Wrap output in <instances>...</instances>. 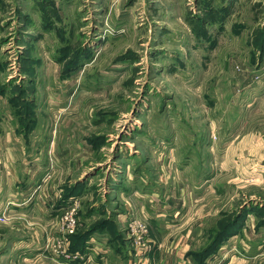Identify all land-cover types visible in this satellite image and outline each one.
Instances as JSON below:
<instances>
[{"label":"rangeland","instance_id":"1","mask_svg":"<svg viewBox=\"0 0 264 264\" xmlns=\"http://www.w3.org/2000/svg\"><path fill=\"white\" fill-rule=\"evenodd\" d=\"M138 153L160 198L177 159L197 175L193 264H264V0H0V264H27V240L72 264L127 237L114 184L143 176Z\"/></svg>","mask_w":264,"mask_h":264},{"label":"crops","instance_id":"2","mask_svg":"<svg viewBox=\"0 0 264 264\" xmlns=\"http://www.w3.org/2000/svg\"><path fill=\"white\" fill-rule=\"evenodd\" d=\"M134 157L139 165H144L140 167L143 176L137 175L135 179H131L128 174L122 179H120L122 176L116 179L114 184L116 196L113 199V205L117 207L112 211L113 224L120 227L124 225L125 219L131 215V212L128 213L126 210L130 209L134 213L133 209H135L148 222L149 234L146 237V244L136 246L130 234L127 233L126 237L125 232L119 228L118 234L125 236L124 239L120 235V239L117 237L119 240L108 241L103 234L96 235V239L100 238V242L93 244L94 249L90 252L94 253H89L85 259L77 260L79 262L72 264H193V261L186 256L192 247L195 231L192 229L197 222L207 216L199 209L191 212V208H187L192 201L199 202V194L203 192V189L200 192L193 191L198 189L199 184L194 183L190 176L196 178L197 175L186 173L187 167H181L182 162L177 159L172 164V168H163L164 176L166 175L163 184L169 186V193L167 196L163 193L160 198V188L163 186L157 184L154 176L146 175V172L148 173L146 156L138 153L137 156L133 155ZM42 192L45 190L39 193ZM70 195L72 197L73 194ZM32 197L29 195L22 201L20 210L22 213L28 214L26 211L28 206L35 207V201H33L35 199ZM39 198L36 197L37 207L43 212L34 218L47 222L50 218L49 214H56L57 210L52 212L49 208L54 209V205L48 199L40 204ZM119 202L122 204L119 205ZM105 206L107 208L106 203L101 205L102 211ZM138 214L135 216L138 217ZM45 217H48L47 221H43ZM42 243L39 238L36 242L27 240L16 245L12 250L16 251L17 257L27 264H39L40 258H51L48 254L46 257L47 255L42 251ZM217 260L218 258L213 257L207 264H212ZM51 261L55 262L54 259Z\"/></svg>","mask_w":264,"mask_h":264},{"label":"built area","instance_id":"3","mask_svg":"<svg viewBox=\"0 0 264 264\" xmlns=\"http://www.w3.org/2000/svg\"><path fill=\"white\" fill-rule=\"evenodd\" d=\"M70 209H68L67 211H69ZM130 214L131 215H129L124 221V225H126L127 227L126 233L130 234V237L133 239V242L136 246H141L142 244H146L145 238L148 236L147 235L148 229L143 224H140L138 222L139 220L138 217H136L133 213H130ZM73 218H74V215L72 212L67 213L65 215L64 220L67 222V224L72 223L71 226L69 227V229L70 228L72 229L69 231H64L62 233V236L59 238L58 244L52 245V247L56 248L57 250H61V253L62 252L65 253V249H64L65 242H63L64 238L70 235L71 233H73V229H75L74 225H76L77 221H76V218L73 221ZM73 254L75 255L76 253H73Z\"/></svg>","mask_w":264,"mask_h":264},{"label":"trees","instance_id":"4","mask_svg":"<svg viewBox=\"0 0 264 264\" xmlns=\"http://www.w3.org/2000/svg\"><path fill=\"white\" fill-rule=\"evenodd\" d=\"M68 194H69V195H67V197H70V196H71V195H70L71 193H68ZM219 233H220V232H219ZM82 236H83V235H82ZM85 238H86V237H80V238H79V242H78V243H75V244H76L79 248H81V247H82V242L84 241ZM217 238H220V237H218V235H217ZM81 240H82V241H81ZM215 240H216V239H215ZM80 242H81V244H80ZM213 244H214V243H213ZM220 246H221V245H218V246H217V251L219 250ZM79 248H76V249L74 248V249H72V251H74V252L79 251ZM217 251H216V252H217ZM215 254H216V253L211 252L210 255H209L206 259H208L210 256H211V257L214 256ZM206 259H205V260H206ZM204 262H205V261H198V260H196V264H204Z\"/></svg>","mask_w":264,"mask_h":264}]
</instances>
